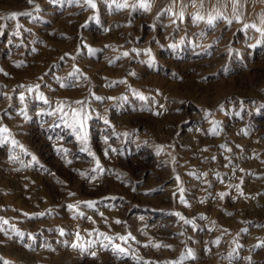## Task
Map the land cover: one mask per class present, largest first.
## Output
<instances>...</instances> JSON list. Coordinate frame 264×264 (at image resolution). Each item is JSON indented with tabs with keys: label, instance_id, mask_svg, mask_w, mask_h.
Returning <instances> with one entry per match:
<instances>
[{
	"label": "rangeland",
	"instance_id": "obj_1",
	"mask_svg": "<svg viewBox=\"0 0 264 264\" xmlns=\"http://www.w3.org/2000/svg\"><path fill=\"white\" fill-rule=\"evenodd\" d=\"M139 2L0 0V264H264V0Z\"/></svg>",
	"mask_w": 264,
	"mask_h": 264
},
{
	"label": "snow or ice",
	"instance_id": "obj_2",
	"mask_svg": "<svg viewBox=\"0 0 264 264\" xmlns=\"http://www.w3.org/2000/svg\"><path fill=\"white\" fill-rule=\"evenodd\" d=\"M29 2H31V0H29ZM86 2L89 4L90 7H92V8H95V7H96L95 3H93V0H86ZM232 2H233V4H234V6L239 4V0H232ZM118 6H119V7H128L129 5H128L127 3H125V4H123V5H118ZM138 6L141 7V8H143V9L146 10V11H147V10H150V4L147 2V0H140ZM11 15H12L13 17H15V16L18 15V14H17V13H12ZM199 19H203V17H199ZM237 19H239V18L237 17ZM211 22H212V21L209 20V23H211ZM125 55H127V53H125ZM140 98H141V99H144L143 96H141ZM4 131H7V129H4ZM89 206H90V207L92 206L91 203H89ZM69 207H71V205H70ZM182 219H183V217H182ZM61 234H63V232H61ZM122 239H123V238H122ZM73 247H76V245H73ZM157 247H159V245H157ZM121 251H123V249H121ZM93 255H95V253H93Z\"/></svg>",
	"mask_w": 264,
	"mask_h": 264
}]
</instances>
